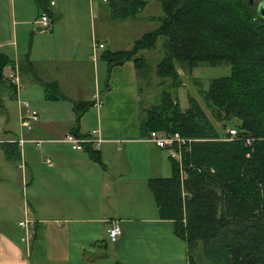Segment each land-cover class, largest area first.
<instances>
[{
  "label": "crops",
  "instance_id": "crops-1",
  "mask_svg": "<svg viewBox=\"0 0 264 264\" xmlns=\"http://www.w3.org/2000/svg\"><path fill=\"white\" fill-rule=\"evenodd\" d=\"M37 1L41 6L36 5L34 22L42 13L50 21L47 28H42L38 20L35 22L34 35L39 42L27 50L24 48V52L19 50L18 29H31V19L19 16L15 0H10V30L6 35L0 34V49L13 47V58L8 56L11 64L4 68V77L14 71L20 83L19 91L26 92L21 95L26 100L18 103L26 115L20 119L18 135L6 132L0 145L18 139L42 141L39 147L28 142L21 146L15 144L20 156L18 163L8 161L0 146V264H188L186 243L174 234L171 221L159 218L148 188L151 179H168L172 170L166 176V151L140 134V104L143 108L156 104L149 105L142 99L138 84L140 73L132 62H125L111 69L108 91H100L96 78L93 91L84 94L77 80L63 69V64L68 62L57 56L59 49L69 48L67 44L59 47L60 38L65 36L68 40L77 34L73 21L83 24L75 4L78 0H36V4ZM69 2H72V12L68 16ZM89 3L101 2L89 0ZM109 18L112 20L111 15ZM125 21L117 20L120 24ZM2 22V28H6L8 24L4 19ZM94 32L90 36L93 64L86 67L74 60L79 63L78 73L81 67H86L97 75L96 61L101 54L94 48L98 43ZM43 40L44 44L39 45ZM109 42L104 39L103 52L132 48L119 49ZM53 83L57 84L60 98L45 100L46 89L42 93L39 87ZM5 91L11 99L19 97L20 92L13 84L5 82L0 87V95ZM40 93L39 99L54 105L38 123L39 120L31 121L26 111L31 107L33 96ZM96 99L101 106L91 107L77 121L74 105L94 103ZM41 115L42 112L40 118ZM94 131L100 133L103 142L97 149L91 147L99 152L105 169L90 160L86 146L76 151L59 142L73 132L77 133L76 137H83ZM42 144L46 147L42 148ZM169 163L171 169L170 160ZM25 219L37 222L31 247L20 241L22 232L18 223ZM111 225L120 229L115 243H110L106 235Z\"/></svg>",
  "mask_w": 264,
  "mask_h": 264
},
{
  "label": "trees",
  "instance_id": "trees-1",
  "mask_svg": "<svg viewBox=\"0 0 264 264\" xmlns=\"http://www.w3.org/2000/svg\"><path fill=\"white\" fill-rule=\"evenodd\" d=\"M155 1L163 12L157 29L136 39L130 50L100 55L107 66L104 91L110 89V71L116 66L132 62L138 73L147 70L148 61L141 53L152 50L160 38L164 54L155 75L162 80L177 82L175 63L189 69L201 64L230 66L228 77L212 80L199 93L215 120H235L231 128L248 134L250 145L245 139L218 141L219 133L196 99L189 97V108L182 111L170 92H162L155 105L140 104L142 137L177 133L183 139L203 141L190 143L189 152L182 153L183 177L168 156L171 177L151 179L148 188L159 218L171 221L174 234L186 243L188 264H197L193 249L200 246L203 259L211 264H264V23L245 0ZM37 5L41 6L39 1ZM106 5L112 20L124 21L136 18L146 2L108 0ZM9 64L11 60L0 52L1 86L11 84L3 74ZM44 87L46 99L60 98L56 83ZM91 107L93 101L76 103L77 121ZM0 146L8 161L19 162L15 144ZM85 152L105 169L97 150L87 145Z\"/></svg>",
  "mask_w": 264,
  "mask_h": 264
},
{
  "label": "rangeland",
  "instance_id": "rangeland-1",
  "mask_svg": "<svg viewBox=\"0 0 264 264\" xmlns=\"http://www.w3.org/2000/svg\"><path fill=\"white\" fill-rule=\"evenodd\" d=\"M55 2L58 0H54ZM146 2V7L142 10L136 18L128 19L124 23L120 24L117 21H113L109 18L111 15V10L106 4L99 3L98 5L90 4L89 0H78L75 4L79 7L78 13L81 15V23H76L75 29L77 34L67 38H60L57 42L62 47L63 44H67L69 48L65 51L59 49L57 56H59L61 61L68 62V65L63 64V69L69 71V76L77 80L79 85L82 87V92L87 94L90 90L93 91V87L97 78L98 87L101 90L104 89V82L106 76L107 67L104 62L98 60L96 64L98 65L97 75L93 74L90 71V68H86L87 65L91 66L92 61H90V54L92 53L91 47L92 42L90 41V36L93 31L98 44L105 45L104 39L107 38L110 40L109 44H114L119 49H126L130 46L132 47V41L141 37L143 34L157 29L160 25L161 19L163 17V12L160 4L155 0H143ZM11 2L10 0H0V34L6 35L10 30V13H11ZM36 0H15V7L17 12H20L19 16L27 19H31L30 27H21L18 29L17 34V44L19 50L24 52V48H27L31 44H35L40 41V39L34 35L37 27L35 22L39 20V17L34 22V19L37 16V6ZM72 2H69L68 7L66 8L68 16L71 14ZM41 11V10H40ZM4 19L5 23L8 24L6 28H2L1 23ZM34 33H32V31ZM164 39L160 38L155 47L152 50H147L141 54L148 61V69L141 70L139 73L138 84L141 91L142 99L149 105L157 103L162 92H170L174 98L177 99L180 109L185 111L189 108L188 98L193 97L200 104L204 110L208 120L212 123V126L219 133V138H224L227 130L231 128L232 122H218L215 120V117L212 115V108L206 106L203 102L202 97L200 96V90L206 91L210 82L214 79L228 77L231 72L229 65H219L216 67H210L206 64H201L194 69H189L184 64L175 63V68L178 74L179 87H174L177 82H173L171 79H160L155 75V68L157 63H159L164 54L163 44ZM44 40L39 45H43ZM57 46V45H56ZM0 51L5 53L7 56L13 58V47L6 46L1 48ZM99 52V53H98ZM98 54H102L103 50H98ZM85 59V60H83ZM80 61L86 67H81L80 72H77L79 68V63H74L73 61ZM89 63V64H88ZM147 84V86H146ZM0 87H2L0 85ZM36 87V85H34ZM43 88V89H42ZM39 91L43 93L45 90L44 87H39ZM19 91V90H18ZM23 91V90H21ZM19 91V97L9 98L8 93H3L1 96V104L3 107L0 108V139H3L7 136L8 133L18 135L20 127V119L22 116H26L24 113L23 107L19 106V100L25 101L21 95H24V92ZM26 93V92H25ZM1 94V93H0ZM32 95V93H31ZM40 94L34 95L30 100L31 107L29 112L34 111L37 113V122L40 123L45 118L47 110L51 107L52 103H47L46 101L40 98ZM19 98V99H18ZM28 102V101H27ZM27 102H24L26 104ZM148 105H146L147 107ZM58 107V106H56ZM22 112V113H21ZM40 112H42L40 118ZM21 113V116H20ZM39 113V119H38ZM36 123V124H38ZM8 132V133H6ZM3 142V141H0ZM231 143V142H230ZM42 148L46 145H41ZM164 156L167 161V172L166 176L171 175L170 163L168 160L167 152L164 153ZM33 244V243H32ZM199 245H201L199 243ZM194 257L197 261V264H211L203 259L201 254V246L196 248ZM193 251H189V254Z\"/></svg>",
  "mask_w": 264,
  "mask_h": 264
},
{
  "label": "built area",
  "instance_id": "built-area-1",
  "mask_svg": "<svg viewBox=\"0 0 264 264\" xmlns=\"http://www.w3.org/2000/svg\"><path fill=\"white\" fill-rule=\"evenodd\" d=\"M101 3H107L108 0H98ZM50 5H54V1L50 2ZM39 23L41 24L42 28H47L50 24L48 15L45 13L40 14L39 17ZM95 49H103V45H94ZM8 81L11 82L16 88V91L20 90V83L18 81V78L16 77V73L14 71H11L7 77ZM27 105V104H26ZM101 106V103L99 99H96L94 102V107L98 108ZM26 114L29 116V119L31 121H37V113L35 111L29 112V109L26 111ZM26 119V118H25ZM148 139L150 142H152L156 147L159 149L165 150L168 154V156L174 160L180 169L181 176L183 177L185 175L183 171V152H189V148L187 147L190 143L193 142H199L203 140H197V139H183L181 138L177 133L173 135H166L162 133H156L152 132L148 136ZM239 139H245L244 143L246 146L250 145V140L248 137H241L239 136V132L235 128H230L226 131V135L224 138H219L218 141L222 142H233ZM33 143L35 146L39 147L42 141H25L23 139L18 140H11L9 143L16 144L18 146H21L24 143ZM59 142L69 145L73 150L80 151L84 149L85 146L93 145L96 149L99 147V145L103 142L100 133L98 131H94L92 134L88 136L83 137H76L72 134L66 135L63 139H61ZM37 222L33 219H25L23 221H20L18 223V227L22 232L21 236V243L26 245L27 247H31L32 243L34 242L35 236H36V224ZM107 239L110 243H115L120 236V229L117 225H111L107 231H106Z\"/></svg>",
  "mask_w": 264,
  "mask_h": 264
},
{
  "label": "water",
  "instance_id": "water-1",
  "mask_svg": "<svg viewBox=\"0 0 264 264\" xmlns=\"http://www.w3.org/2000/svg\"><path fill=\"white\" fill-rule=\"evenodd\" d=\"M248 7L255 8L256 16L264 23V0H245ZM239 136L247 137L248 134L239 132Z\"/></svg>",
  "mask_w": 264,
  "mask_h": 264
}]
</instances>
